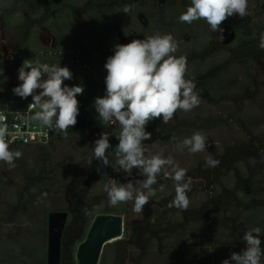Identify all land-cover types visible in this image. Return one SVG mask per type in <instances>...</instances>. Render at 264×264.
I'll return each mask as SVG.
<instances>
[{
    "label": "rangeland",
    "instance_id": "rangeland-1",
    "mask_svg": "<svg viewBox=\"0 0 264 264\" xmlns=\"http://www.w3.org/2000/svg\"><path fill=\"white\" fill-rule=\"evenodd\" d=\"M165 1L174 7L176 2L191 3V0ZM102 2L111 9L109 15L114 11L112 18L121 15L125 23L131 20L139 27L147 24L149 12L137 9L128 1H124L123 4L122 2L120 4L119 0ZM125 6L130 8L127 14L123 11ZM8 7L15 12L16 18L22 17L19 27L5 28L3 18ZM74 8V17L63 34L64 43L71 50L68 55L73 54L72 49L77 46L79 33L90 32L89 37L95 38L91 43L94 47L93 57L101 53L99 44L107 46L109 52L107 55L112 56L114 46L119 44L114 42L116 34L121 39L123 37L126 44L133 39H146L156 34H148L149 30L142 29V32L130 34L126 40L125 33L122 34L116 28L114 35L112 31L109 35L104 33L99 38L95 33L98 24L92 26L82 24L85 5L78 4ZM118 8L122 9L121 13H118ZM248 12L249 15L243 19L264 25V0H248ZM34 13L28 11L24 1L0 0V31L3 30L4 37L9 39L11 45L21 48L30 43V31L37 28L39 20L33 18ZM236 19L240 18L234 15L227 20ZM25 20L29 23L26 24ZM177 22H171L170 26L177 25ZM128 28L127 26L126 29ZM178 31L177 36H174L178 42V50L173 55L187 58L185 78L198 80L205 71L204 62L210 56V59L215 61L212 74L216 76L220 87L216 95H220L221 92L223 97L211 99L206 95V98L201 99L199 106L190 112L178 110L169 123L164 124L162 118H159L146 125L145 130L151 132L152 138L143 141L147 149L145 155L162 153L165 158L173 157L181 168L187 170V175L197 182L193 184L192 191L187 193L190 204L186 211L168 207V203L175 195V186L171 181H160L165 184L164 191L157 190V195L145 205L141 214L132 210L134 200L114 206L116 209L126 207V212L122 213L123 236L110 243V245L120 243L122 247L125 244L124 257L120 264H203L206 256L211 254L220 242H229L228 251L236 253L246 247V242L241 237L245 231L250 230L249 228L232 237L228 230L212 228L208 216L210 217L216 204L223 200L224 189H228L225 193L229 194L232 204L238 206L244 202L243 195L237 194L235 188L238 182L249 183L245 180L249 172L243 164L236 162L245 158L250 165L256 160L264 165V50L258 47V42L254 46L235 48L218 57L209 38L204 39L206 49L200 50L198 48L204 40L187 39L181 30ZM173 32L174 29H171L162 35H173ZM37 41L42 46L38 36ZM221 41L225 44L230 42L231 38H227L225 33V38ZM31 42L33 48L40 47L35 44L34 39ZM19 61L17 60L15 65L9 63L3 65L0 56L2 64L0 79L5 87H0V107L12 99H22L12 91L21 83L18 80ZM94 61L97 62L98 59ZM67 67L71 71V67ZM79 70L85 72L83 69ZM106 75L104 69H98L95 80L97 78L104 84ZM102 83L93 86L95 88L93 93L99 95L103 93ZM27 99L31 100L32 97ZM116 130L120 133L121 128L118 126ZM197 131L207 137L208 147L204 151L193 154L187 148L177 147L185 138L191 137ZM95 140V132L86 136L69 129L67 137L62 133L55 135L53 142L46 146H9L10 150L21 151L23 156L15 161V168L0 161V255L18 259L29 253L35 241H44L45 229L48 251V215L52 211H67L69 215L62 237L61 256L70 258L72 248L75 245L78 247L87 231V217L82 209L86 208L87 213L89 211L95 216L105 213L107 208H110L104 191L109 178L125 177L123 183H127L126 177L132 180L144 179L138 174V169H133L131 177L127 174L118 176L114 169L119 167L116 163V154L111 161L112 167L100 164L93 154ZM242 143L244 147L240 146ZM237 146L239 148H236ZM223 156L228 158L229 165L230 158L235 156L233 163L236 164H232L239 170L229 169ZM209 158L218 160L219 165L215 168L209 167L206 164ZM98 167L100 171H97ZM262 169L263 166L260 170ZM259 177L257 190L260 191L253 193V197L255 195L254 199L264 204L262 172H259ZM154 187L159 188L158 185ZM72 205L78 207L71 209ZM245 218L248 217L244 216ZM228 223L234 225L233 220H229ZM243 225L249 227L250 224L245 221ZM262 236L264 234L259 238ZM108 249L109 255L114 256L113 249L107 247Z\"/></svg>",
    "mask_w": 264,
    "mask_h": 264
},
{
    "label": "clouds",
    "instance_id": "clouds-1",
    "mask_svg": "<svg viewBox=\"0 0 264 264\" xmlns=\"http://www.w3.org/2000/svg\"><path fill=\"white\" fill-rule=\"evenodd\" d=\"M123 11L127 14L130 8L125 6ZM234 15L240 19L249 15L248 0H191L178 21L192 24L203 19L213 32L220 33L223 40L224 29L221 25ZM258 47L264 50V33L260 35ZM177 50L178 42L172 34L156 33L146 39L116 44L114 54L106 60V94L94 100V107L103 122L121 128L116 137L119 143L115 146L119 169L129 177L133 169H138V174L144 177L142 180L129 179L127 183L119 185L116 179L110 177L104 186L110 207L134 200L132 210L137 214L143 213L145 205L157 195V190L164 191L165 184L160 181H171L175 186L169 208L186 211L189 207L187 193L192 191L197 181L188 176L187 170L181 168L171 156L165 158L162 153L146 156L147 149L143 143L152 138L151 132L145 130L150 121L162 118V122L167 124L178 110L190 112L201 103L194 91L195 79L185 78L187 58L173 55ZM72 78L73 73L67 66L39 61L34 63L25 59L18 69L21 83L12 91L22 99L32 97L29 107L39 109L31 117L33 120L67 137L68 130L76 125L79 115L77 96L84 92L81 85L69 87L64 84L65 80ZM6 133L7 127H0V161L15 168V161L22 158L23 153L10 150L5 140ZM111 147L109 134L102 132L94 141V158L104 166H111L106 155ZM177 147L187 148L193 154L202 152L208 147L207 137L197 131ZM219 163L212 158L206 161L212 168ZM97 171H100L99 167ZM157 185L158 189L154 187ZM82 211L87 214L86 208ZM261 234L258 227L245 231L242 240L246 242V247L239 253H231L230 258L224 259L222 264H261V257L264 256L259 238Z\"/></svg>",
    "mask_w": 264,
    "mask_h": 264
},
{
    "label": "trees",
    "instance_id": "trees-1",
    "mask_svg": "<svg viewBox=\"0 0 264 264\" xmlns=\"http://www.w3.org/2000/svg\"><path fill=\"white\" fill-rule=\"evenodd\" d=\"M19 1H24L28 11L35 12L33 18L34 19L38 18L39 20L37 21V25H38L37 28H34L35 30L30 31V37H31L29 41L30 43H27L21 48H17L18 52L22 55V61L18 63L17 68L19 69V67L22 65L25 59H29L34 63L36 61H39L40 63H47L49 65L60 64L61 67L71 66V72L73 73V78L71 79V81L76 85L83 86L85 89H87V87L90 88V94H89L90 105L88 108V115L90 116V118L93 119L94 126L100 128L101 130H107V131L109 130V128L112 127L111 124L103 122L100 119L99 114L96 112L94 107V100L97 97H103L106 94V86L105 85L103 86V91H102L103 93H101L100 95L93 93V91L95 90V88L93 87L95 85L93 75L89 76L85 74L86 71L85 72L80 71L78 66L72 65L71 61H69V59L67 58V55H64L63 53H57L53 55L50 54L51 51L63 52L68 50V47L64 43L65 39L63 37V34L65 33L68 24L72 21L74 17V12H75L74 7L76 5L78 4L85 5L84 15H83L84 19L82 21L83 25L86 26H92L94 24L99 25L98 28L95 27L96 28L95 33L99 38L102 37L104 33L106 34L108 33L107 35H109V33H111L112 31L114 35V33H116V28L121 33L122 32L125 33L124 36L127 35L126 37H128L130 34L134 35L136 32H142V29L149 30L148 34H152V33L162 34V33H167L168 30L174 29L173 32V37H174L177 36V34L179 33L178 30H181V33H184V36H186L187 39L195 38L201 41L206 38H209L208 40L211 41L210 44L214 52H216V56L218 57H221L222 54H226V52L227 53L231 52L235 48H244L258 44L261 33H264V25L261 23H256L248 19L227 20L223 22L221 27L227 28L226 36L227 38L230 37L231 41L223 44L219 38V32H213L205 20L203 19L197 20L194 21L192 24L181 23L178 21V17L181 15V13L185 12L187 7L191 4L189 2H184V3L176 2L174 3L175 4L174 7V5L172 6L168 5L167 1L165 0H119L120 4L121 2L123 4L124 1L126 2L128 1L134 7H137V9H140L141 11H144L146 13L149 12V16L147 18V24H145V26L142 25L139 27V25L135 24V22H131V20L125 23L121 15H119V17L117 16L112 18L114 11L112 15H109L111 9L108 8L109 6L107 4L106 5L102 4L103 0H62L60 4H51L49 7H44L37 0H19ZM90 1L92 3H89ZM122 9L118 8L117 10L118 13L119 12L121 13ZM5 11L6 12L4 13V18H3L5 28L12 29L14 27H19V25L22 23L23 20L22 17L16 18V14L11 7H8L7 9H5ZM173 21L175 22L178 21L177 25L170 26V23ZM24 22H26V24L29 23V21L26 20ZM27 26L28 25H26V27ZM40 26H45L53 32L57 41L55 48L50 49L47 46L44 45L41 46L38 43L37 30ZM127 26L129 27L128 29H126ZM89 33L88 34L79 33L77 40L84 41L85 43L88 44L90 43L87 46V48L89 47V49L94 50L93 44L91 43L92 40L93 41L95 40V38H93L92 36L89 37ZM32 39H34L35 44L37 43V45H40L39 48H33L32 45L33 43L31 42ZM115 41L119 44L120 43L125 44L123 43V41H120L117 38V34H116V39H114V42ZM203 42H202L203 44L198 49L203 50L205 48L206 41L204 40ZM107 45L109 46L108 43ZM99 46L101 49V53H98V56H96L98 61L96 62L93 59L90 60L88 62L90 66L96 67V65L98 64H100V66L102 65L104 66L107 58L110 57L109 55H107L109 53L107 52V46H102L101 44H99ZM188 54L190 55L191 53ZM208 58L209 59H207L204 62L205 71L201 74L200 77H198V80H195L196 88L194 89V91L200 97V99L206 98V95H209L211 99H218L221 96V92L220 95H216V94L220 91V87L218 86V80L215 78L216 76L212 74L215 68V61L210 59V56ZM1 67L2 64L0 62V72L2 71ZM0 81L2 80L0 79ZM0 87L5 88L3 86V81ZM13 100L14 99H12L11 101ZM116 129L117 128H113L111 132L114 145L112 149L106 152L110 164L116 154L115 146L119 143L116 137H118L120 133ZM59 134L60 133L54 132V138L55 135H59ZM243 145L244 143H242V145L240 146ZM236 148H239V146H237ZM223 158L226 160L225 163L228 165V168L231 170L236 169L234 166L236 163L243 164L247 168V171L249 172V175L245 180H247V182H249L250 184L249 183H248L249 185L245 184L244 183L245 181L244 182L242 181V183L239 182L237 183L235 191H237V194L243 195V200H244L242 205H238V206L237 204L231 203L229 194L226 195L225 193L228 191V189H224V193H222V195L224 194L223 195L224 198L223 200L220 201V203L218 202L216 204L215 208H213L214 210L212 214L210 215V217L208 216V222L212 224L211 226L214 229L217 228V230L221 229L223 231L228 230V234H230L232 237L234 235L236 236L238 233L240 234L241 231H245L247 228L251 230L257 227L260 228L262 234H264V204L261 203L260 201H256V199H254L255 195L253 197V193L260 191L257 190V186L260 183L258 181L260 179L259 172L263 173V177L261 178V180L264 181V165H261L259 160L254 161V163L250 165L248 163V159L245 158H242L238 162L233 163L235 156L230 158L231 163L229 165L228 158L226 159L225 156H223ZM262 166H263L262 169L263 171L260 170ZM116 182L118 185L122 183L121 180L119 179H117ZM77 207L78 206L76 205H72V207L70 208L76 209ZM116 211H120V212H116ZM124 212H126L125 206L117 209L114 207H110L107 208V210L105 211L106 214L118 213L120 215H122V213ZM85 215L87 217L86 219L87 231L82 236L80 243L85 240L88 230L94 218L98 214L92 216V214L88 211V213ZM244 216H247L248 218L244 219ZM229 220H233L234 225L229 224L228 223ZM245 221L246 222L248 221V223L250 224L249 227H244L243 223ZM43 234H44L43 236L44 241H35L29 253H26L25 255L19 257L18 259H12L10 257L6 258L3 255H0V264H47L46 229L43 231ZM133 238L134 237H132V239ZM260 239L262 242L261 247L264 248V236H262ZM133 241L135 242V239H133ZM75 246L72 248L71 254H69L71 255L70 258L62 256L60 264H77V260H76L77 247ZM107 247L108 248L111 247L113 249L114 256L109 255L110 251L109 249L107 250ZM228 248H229V242L227 241L220 242V244H218V246L214 248V251L211 252V254L209 253L208 256H206L207 259H205L203 264H222V261L224 259H229L231 253H233L231 251H228L229 250ZM124 251H125V244L123 247L121 246L120 243L116 245H110V243L107 244L103 250L100 264H120V262L124 257ZM261 264H264V256L261 257Z\"/></svg>",
    "mask_w": 264,
    "mask_h": 264
},
{
    "label": "flooded vegetation",
    "instance_id": "flooded-vegetation-1",
    "mask_svg": "<svg viewBox=\"0 0 264 264\" xmlns=\"http://www.w3.org/2000/svg\"><path fill=\"white\" fill-rule=\"evenodd\" d=\"M37 1L41 5H43L44 7H49L51 4H60V2L62 0H37ZM37 36H38L40 42L42 43V45L47 46L50 49L55 48V46L57 44L56 37H55V35L53 34V32L50 29H48L45 26H40L38 28ZM126 36H124V38H126V40H127ZM117 38L120 41H123V43H124L123 37L121 39V37L119 38L118 35H117ZM89 44L85 43L84 41L77 40V46L72 49L73 50L72 51L73 54L68 55L71 52L70 48H68V50L63 51V52H53V51H51L50 54L53 55V54H57V53H63L64 55H67V58L69 59V61H71L72 65H76L77 64L79 69H83V71H86V75H89V76L93 75V78H94V81H95V85L97 83H99L101 85L102 82L99 79L96 78V80H95L96 70L104 69L105 72H107V70L105 69V67L103 65L100 66V64L96 65V67L90 66L88 64V62L90 60L97 59L96 56L92 57L93 56L92 55L93 54V50L89 49V47L87 48V46ZM125 44H126V42H125ZM0 56H1V60H2L3 65L6 64V63H9L11 65H15V63H17V60L22 61V55L18 52V50H17V48L15 46L10 44L9 39L4 37L2 29L0 31ZM80 57L82 59H84V60H82ZM70 81L69 82L65 81L64 84L66 85V83H67V85L69 87L76 85L72 81L71 82ZM104 85H105V83L104 84L102 83V86H104ZM102 86H100V87L102 88ZM84 90L85 91L83 92L82 95H78L77 96V99L79 101V115L77 116L76 125H74L70 129L72 131H74V132L85 134L86 136H88V135L90 136L92 133L95 132L96 133V139H98L100 137V134L102 132H107L109 134L110 145L113 147L114 144H113V138L111 136V132H112V129L113 128H117L118 125H112L111 124V126L113 128L112 127L109 128L108 131L107 130H101L100 128L94 126L93 119L90 118V116L88 115V108H89V105H90L89 104L90 88L87 87V89H84ZM39 91L40 90H37V92H39ZM112 147L109 148L107 151L112 149ZM112 166L113 165H111V167ZM114 169H115V172L118 174V176H121L122 174H126L123 170H120L119 167L118 168L114 167ZM124 178L125 177H118L117 179L121 180V182L123 183V179ZM126 178H127V182H128L129 179H128V177H126Z\"/></svg>",
    "mask_w": 264,
    "mask_h": 264
},
{
    "label": "water",
    "instance_id": "water-1",
    "mask_svg": "<svg viewBox=\"0 0 264 264\" xmlns=\"http://www.w3.org/2000/svg\"><path fill=\"white\" fill-rule=\"evenodd\" d=\"M223 35L227 28L223 27ZM220 37V33H219ZM67 211H52L48 215L47 264H60L62 237L68 219ZM124 217L119 214H98L76 251L77 264H99L104 247L123 236Z\"/></svg>",
    "mask_w": 264,
    "mask_h": 264
},
{
    "label": "built area",
    "instance_id": "built-area-1",
    "mask_svg": "<svg viewBox=\"0 0 264 264\" xmlns=\"http://www.w3.org/2000/svg\"><path fill=\"white\" fill-rule=\"evenodd\" d=\"M30 103L32 99H20L8 101L0 107V127H7L5 140L11 147H40L53 142L54 132L31 118L39 109L30 108Z\"/></svg>",
    "mask_w": 264,
    "mask_h": 264
}]
</instances>
